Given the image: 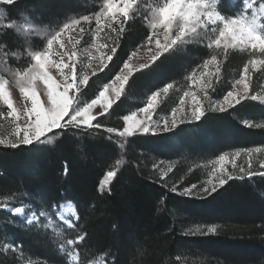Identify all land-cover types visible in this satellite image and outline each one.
Instances as JSON below:
<instances>
[{"label":"trees","instance_id":"trees-1","mask_svg":"<svg viewBox=\"0 0 264 264\" xmlns=\"http://www.w3.org/2000/svg\"><path fill=\"white\" fill-rule=\"evenodd\" d=\"M232 3L235 8L224 0L225 13L239 10V0ZM103 4L104 0H18L7 5L0 0V76L15 84L12 72L26 66L29 54L41 50L52 32L70 19L91 16ZM150 12L147 2L138 6L119 39L117 55L103 72L90 76L82 89L83 99H91L146 41L152 31L145 20H150ZM22 17L29 18L31 35L4 27L25 23ZM18 34L24 38L23 49ZM4 44L15 59L5 56ZM215 51L207 43L191 40L164 53L148 69L134 71L120 99L108 114L98 117L99 123L122 130L124 116L144 107L153 91L174 82L173 89L160 98L154 118L168 115L190 85L186 77ZM250 58L238 49H230L227 60L218 56L221 72L219 82L213 77L212 100L222 99L232 89ZM249 79L250 95L264 93V68L251 69ZM243 120L264 126V102L247 100L225 112L208 110L201 121L181 125L175 133L121 138L109 137L103 130H71L49 144L0 146V204L29 206L54 221L53 228L44 229L0 209V264H73L66 254L72 251L66 240L76 232L57 219L55 210L66 203L76 208L77 231L88 234L76 246L84 264L101 255L107 256L108 264L112 259L116 264H264V178L234 179L208 198L180 194L184 187L203 182L205 166L219 155L264 148V127L249 128ZM111 169L117 170V176L109 185L110 194L107 189L98 192L104 173ZM161 170L167 172L163 179ZM252 170L264 169L258 164ZM174 184L175 193L170 190ZM208 226L217 231L188 234L189 229ZM13 242L21 244L22 250H9L6 245ZM61 244L65 252L59 250Z\"/></svg>","mask_w":264,"mask_h":264},{"label":"snow or ice","instance_id":"snow-or-ice-1","mask_svg":"<svg viewBox=\"0 0 264 264\" xmlns=\"http://www.w3.org/2000/svg\"><path fill=\"white\" fill-rule=\"evenodd\" d=\"M3 2L7 5H13L18 0H3ZM239 3V10L227 14L223 11L224 0H163L162 4L152 10L150 20L145 17L150 29H152L145 44L150 45L154 42L156 46L155 52H152L151 48L148 49L149 52H152L149 58L151 63H155L160 56L169 52L170 49L198 38L199 29H206L214 34L207 47L216 51L209 59L204 60L202 65H197V69L204 70L200 72L199 77L197 76V69H193L186 77L191 83L188 89L183 91L176 105L171 107L170 119L158 116L156 120H153V114L159 106L158 98L161 95H167L169 90L173 89L174 82L167 83L151 93L145 102V106L138 109L139 113H143V118H137V112L124 116L125 124L122 130L111 127L105 128L99 123L98 117L108 114L113 104L120 99L125 85L129 81V76L134 70V65L130 61L137 55V52L132 51L127 59L123 60L120 71L108 83L100 86L91 99L85 100L82 98V88H87L90 76L87 71H77L75 48L78 41L73 42L71 50L64 53L53 52L52 49L54 44L61 49L66 48V44L61 40L65 32L72 31L75 26L81 25L82 22L91 24L94 21L95 29L92 30L94 39H99L105 28L112 34L107 38L110 39V43L93 44L99 53L98 56L89 54V61L93 59L99 61L97 67L92 69L91 74L95 76L99 72H103L108 68L109 62H112L117 55V50L120 47L119 39L125 31V25L136 16L138 11L137 0H104L100 10L91 16L83 15L63 23L59 30L49 35L46 45L41 50L29 54L26 66H21L12 72L11 80L18 87L23 100L19 108L14 106L9 90L10 80L0 76V102L7 106L6 114L0 112V118L8 121L7 130L4 124H0V146L15 149L21 146L49 144L58 139L61 134L71 130H103L109 134V137L115 134L121 138L175 133L181 125L201 121L208 110L225 112L242 101L264 102V93L257 92L249 95L250 79L248 77L250 68L256 71L264 68V0H239ZM114 5L118 6L117 11H113ZM228 6L236 7L232 0H229ZM22 19L25 23L7 24L4 27L16 33L31 35L34 29L27 22L29 18L22 17ZM158 28L163 29L164 43H161L159 33L155 31ZM84 31L85 29L81 27L80 32L83 33ZM17 39L22 41L19 47L23 49L24 38L18 34ZM0 43L3 41L0 40ZM4 49L5 56L15 59L14 54L9 56L10 50L7 44H4ZM230 49L247 52L252 58L244 64L243 74L240 79L234 81L232 89L223 95L222 100L214 101L209 96V90L214 91L213 77L216 78L217 82L220 79L221 63L218 56L227 60ZM151 63L140 64V70L148 69ZM209 65L214 67V71H208ZM258 65L261 67L258 68ZM86 67L92 68L91 63L89 62ZM54 71L57 75L53 74ZM192 85H196V90H192ZM237 85H243L242 89H238ZM110 92L114 93L111 98L109 97ZM94 110L96 111L94 112ZM242 123L249 128L264 127L253 124L249 120H243ZM262 152H264V148L254 147L231 153L232 161L229 162L232 163L234 169H237L234 163L235 159L241 155L245 156L247 167L239 166L238 175L229 172L224 166V162L228 161L230 154L225 152L219 155L213 162L210 178L199 185L192 183L184 187L180 194L191 198H208L234 179H252L256 176L264 178V170L258 172L252 170L254 157ZM217 164L219 168L216 167ZM153 167L155 168L157 165H153ZM259 167L264 169V159L259 162ZM168 171L171 169L169 168ZM161 172V179H163L167 172L163 170ZM67 173L68 167L65 164L64 174L67 175ZM116 176V169L106 171L99 182L97 191L103 193L107 189L110 194L109 185ZM170 190L175 193L177 186L174 184ZM163 199L162 197L161 202ZM0 209L10 212L13 216L23 217L29 225L44 229H51L54 226V221L47 217L43 211L38 215L35 212L27 215L24 206L8 208L7 203L0 204ZM40 217L45 218L47 223L41 224ZM57 219L68 229L76 232L74 238L66 240V245L72 249L66 254L77 264H84L79 259L80 254L76 246L81 245L88 234L77 231L76 225L79 223V218L77 217L75 222L64 221L62 216H58ZM216 231L215 226L197 227L194 230L189 229L188 234H207ZM6 247L12 251L22 250V245L15 242L7 244ZM59 250L65 252V245L61 244ZM99 264H105V260L101 259ZM110 264H116V260L112 259Z\"/></svg>","mask_w":264,"mask_h":264},{"label":"rangeland","instance_id":"rangeland-1","mask_svg":"<svg viewBox=\"0 0 264 264\" xmlns=\"http://www.w3.org/2000/svg\"><path fill=\"white\" fill-rule=\"evenodd\" d=\"M145 2L148 3V6H149L150 11H151L150 15H152V10L155 7H157L159 4H162L163 0H137V5L138 6L139 5H143ZM117 10H118V6L114 5L113 6V11H117ZM89 26H90V24H84L82 22L81 25L75 26L72 31L65 32L62 35L61 40H62V42H64L66 44V48L61 49L56 44H54L52 51L53 52H58V53H64L65 51H70L71 50V44L73 42H77L78 41V43H76V48H75V51H76V54H77L76 55L77 71L78 72H80L81 70L87 71L89 76H91L92 75L91 74L92 73V69L96 68L97 65L99 64V61L95 60V59L89 61V54L90 53H91L92 56H98L99 55L97 49L95 47H93V44L99 45V44H103V43H110L111 42L110 39H107V38L112 36V34L109 32V30L107 28H105L104 32L101 33V37L99 39H94L92 30L95 29V24L92 27H89ZM81 27H83L85 29V31L83 33L80 32V28ZM155 31H157L159 33V38L161 40V43H164V32H163V29L162 28H158ZM198 31L200 32V35H199L198 38H196L194 40L201 41V42H204V43H207V44H208L210 38H212L213 35H214L213 33L209 32L206 29H199ZM149 48L152 49V52H155L156 51L155 43L153 42L152 44L149 45V44H145V42H144L143 44L140 45V47H137V49L135 50L137 52V55L135 57H133L132 60L130 61V63H132L134 65L133 72L140 69V64H142V63H151L149 58L152 55V52L148 51ZM65 59H66V57H65ZM89 62L91 63L92 68H87L86 67V65ZM250 70H251V68H250ZM125 71H127V70H125ZM201 71H204V70L203 69L198 70V72H197V76L198 77H199ZM208 71H214V67L212 65H209ZM53 74L57 75L55 71L53 72ZM248 77H249V73H248ZM240 78L241 77H239L238 79H240ZM236 87L238 89H242L243 85H237ZM9 90H10L12 98H13L14 106L19 108L22 105L23 100H22L21 94L19 93L18 87L10 81ZM192 90H196V85H192ZM249 95H250V91H249ZM112 96H114V93L110 92L109 93V97L111 98ZM162 96H164V95H161V97ZM161 97L158 98V102H159ZM220 100H222V99H220ZM220 100H217V101H220ZM206 108H207V105H206ZM95 111L96 110H94V112ZM0 112H4L5 114L7 112V108L3 107L1 105V103H0ZM135 112H137V118H143V113H139L138 110L135 111ZM154 115H155V113L153 114V120H156L158 117L155 119ZM160 116L168 117L170 119V115L169 114L168 115H160ZM0 124H4L5 129L7 130L8 121L6 119L0 118ZM229 154L230 155L228 157V161L224 162V166L228 169L229 172H232L233 174H237L238 173L237 169H238L239 166L247 167V165L245 163V156L241 155L239 158L235 159L234 163L237 166V169H234L233 166H232V163L229 162V161H232L231 153H229ZM262 156H264V152H262L260 154H257L254 157L252 168H257L258 167V164L260 162V158ZM216 159L212 160L211 162H209L205 166L206 167V169H205L206 173L205 174H206L207 177L204 179V181L210 178L211 173L213 171V162L216 161ZM216 167L219 168V165L217 164ZM24 207L26 209V214L27 215H31L32 212H35V211L30 210L29 206H24ZM9 208H11V207H9ZM55 210L57 212V217L58 216H62L64 221H73V222H75L76 218L78 217L76 208H75V206L72 203L63 204L62 206L55 208ZM201 228H206V227H201ZM101 259H104L105 260V264H108L106 255H101L97 259H95V260H93V261H91V262H89L87 264H99ZM71 262L73 264H77L76 261L71 260ZM20 264H29V263L22 262Z\"/></svg>","mask_w":264,"mask_h":264},{"label":"bare ground","instance_id":"bare-ground-1","mask_svg":"<svg viewBox=\"0 0 264 264\" xmlns=\"http://www.w3.org/2000/svg\"><path fill=\"white\" fill-rule=\"evenodd\" d=\"M72 206V205H71ZM74 210V209H73Z\"/></svg>","mask_w":264,"mask_h":264}]
</instances>
